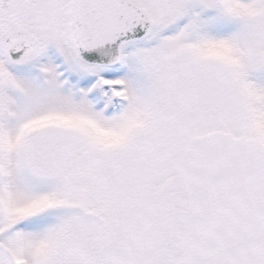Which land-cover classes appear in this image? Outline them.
<instances>
[{
  "label": "snow or ice",
  "instance_id": "1",
  "mask_svg": "<svg viewBox=\"0 0 264 264\" xmlns=\"http://www.w3.org/2000/svg\"><path fill=\"white\" fill-rule=\"evenodd\" d=\"M0 264H264V0H0Z\"/></svg>",
  "mask_w": 264,
  "mask_h": 264
}]
</instances>
